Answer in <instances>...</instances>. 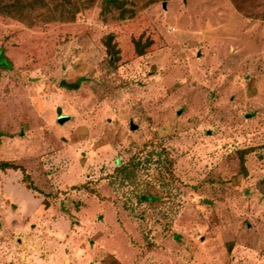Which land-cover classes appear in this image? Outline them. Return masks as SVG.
<instances>
[{
    "label": "rangeland",
    "instance_id": "1",
    "mask_svg": "<svg viewBox=\"0 0 264 264\" xmlns=\"http://www.w3.org/2000/svg\"><path fill=\"white\" fill-rule=\"evenodd\" d=\"M100 11L0 14V264H264V0Z\"/></svg>",
    "mask_w": 264,
    "mask_h": 264
},
{
    "label": "trees",
    "instance_id": "2",
    "mask_svg": "<svg viewBox=\"0 0 264 264\" xmlns=\"http://www.w3.org/2000/svg\"><path fill=\"white\" fill-rule=\"evenodd\" d=\"M96 1L101 5V16L105 19L127 20L133 19L137 14L148 7L149 5L160 0H0V14L17 18L28 24L36 20L43 22L52 21H72L76 18L78 12L92 6ZM53 4V5H52ZM46 7L42 12L41 9ZM41 24V23H40ZM152 38H144L142 35L133 38V46L136 54L143 55L153 45ZM103 44L106 50V58L109 65L117 67L122 54L115 34L110 32L103 38ZM4 48H0V54L6 58V62L0 61V71L3 69H11L12 61L6 55ZM251 147H246L239 150L241 159V170L246 171L245 157L250 151ZM173 160L168 161V170L172 174ZM124 167V166H123ZM123 167L118 168L123 170ZM21 169L25 173V177L29 178L26 169L11 160H0V169ZM28 187L35 189L32 183H28ZM78 188L87 187L86 183L76 186ZM232 244V243H231ZM230 244V246H231Z\"/></svg>",
    "mask_w": 264,
    "mask_h": 264
},
{
    "label": "water",
    "instance_id": "3",
    "mask_svg": "<svg viewBox=\"0 0 264 264\" xmlns=\"http://www.w3.org/2000/svg\"><path fill=\"white\" fill-rule=\"evenodd\" d=\"M58 111L60 112L61 111V107H58ZM67 119V117L66 116H64V115H62V114H60V116H59V121L60 122H64L65 120Z\"/></svg>",
    "mask_w": 264,
    "mask_h": 264
}]
</instances>
